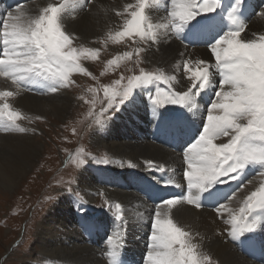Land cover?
Returning a JSON list of instances; mask_svg holds the SVG:
<instances>
[{
	"label": "snow or ice",
	"instance_id": "snow-or-ice-1",
	"mask_svg": "<svg viewBox=\"0 0 264 264\" xmlns=\"http://www.w3.org/2000/svg\"><path fill=\"white\" fill-rule=\"evenodd\" d=\"M30 3L31 0H21L0 13L3 44L0 77L10 80L12 86L11 90L0 91V129L4 132L28 131L17 123L26 117L11 109L8 98L21 92L43 95L70 89L75 83L71 79L74 73L97 79L82 65L81 60L97 59L100 50L77 43L79 37L69 32L64 22L66 14L75 17L77 11H89L93 0L49 3L34 14L26 7ZM159 6L160 0H136L123 10L116 11L121 22L118 30L114 34L110 32L106 40L126 42L131 50L108 60V68L115 69L121 62L127 61L136 65L149 63V57L141 54L158 51L161 44L172 39L191 44L184 33L193 22H196L193 26L197 28L194 37H207L206 49L210 55L209 60L197 59L194 66L191 59L186 60L184 70L190 81L187 90L170 89L163 94L156 91L154 96L149 95L154 127L162 119L166 109L164 105H177L187 113L201 115L198 107L204 103L205 111L198 136L182 152L187 195L161 199L156 204L146 246V264H218L202 252L193 233L179 225L171 212L182 203L197 209L206 204L214 206L220 216L227 212L223 222L228 228L224 234L237 245L251 243L258 231L264 232V34L249 35L247 23L238 18V11L245 7L244 0H230L226 15L232 27L219 38L215 37L212 28L206 27L197 18L207 17L218 9L224 10L223 0H164L165 14L162 22L157 23L151 13ZM259 7L258 14L264 17V5ZM175 79V76L166 77L161 70L150 71L143 67L139 68V74L121 75L113 85L102 86L103 101L106 103L99 112L95 108L96 96L101 88L90 87L88 92L92 99L88 102L91 109L87 115L91 123L88 127L95 125L98 132L103 131L140 91L157 82L170 84ZM212 89H215L213 98L203 101L202 94ZM77 155L80 157L77 161L79 165L88 162L83 150ZM91 160L96 164L111 163L107 158L97 159L94 156ZM143 163L148 171H165L155 161L146 160ZM120 166L124 167V163L121 162ZM138 166L132 161L127 162L129 168ZM172 183L171 180L163 182L164 186ZM233 183L235 188L226 193L224 186L230 188ZM246 188L248 192L238 210L222 202L223 199H234L236 193ZM98 194L104 195L102 192ZM75 204L78 210H82L79 197ZM104 206L113 207L107 199L101 205ZM114 207L116 219L122 220L121 204L116 203ZM261 243H264V237ZM108 244L111 245V250L107 252L109 264H122L117 259L116 239L110 238Z\"/></svg>",
	"mask_w": 264,
	"mask_h": 264
},
{
	"label": "bare ground",
	"instance_id": "bare-ground-1",
	"mask_svg": "<svg viewBox=\"0 0 264 264\" xmlns=\"http://www.w3.org/2000/svg\"><path fill=\"white\" fill-rule=\"evenodd\" d=\"M18 2L17 0H0V13ZM135 2L136 0H93L88 12L78 13L74 20L65 17V27L79 37L77 43L81 46L97 47V42L102 41L101 39H104L109 31L119 26L121 20L116 16V11L123 10L127 4ZM49 3L58 2L56 0H31L26 7L32 9L34 14ZM163 3L164 0H160V6L152 12H164L161 11ZM229 3L230 0H223L225 11ZM218 14H223V12L218 11ZM223 18L224 15L216 18L217 26L221 31L229 30L228 26H223ZM247 33L249 35L264 34V17L255 16ZM169 44V42L163 43L158 51L146 53L150 60L148 67H157L169 77L175 76L176 79L172 80L175 89L177 91L187 90L190 81L187 80L188 73L184 70L185 63L173 60L176 48ZM184 51L192 53L191 57L186 60L191 59L193 66L197 59L209 60L210 54L206 47L196 50L184 49ZM184 51L181 53L185 54ZM180 58L182 60L184 56ZM6 81L8 80L0 77V82ZM0 91L4 90L0 88ZM210 93L213 95L214 91L210 90ZM212 95H208L207 101L212 98ZM202 96L205 97V94ZM78 100L68 89L42 97L21 94L8 98L7 102L11 105V109L26 117L17 123L28 131L25 133L7 132L6 135H0V191H7L2 193V196L8 198L9 192L14 190L15 193L17 190L19 193L18 191L24 189V186L26 188L28 182H25L28 181L29 173L36 169L35 167L45 155L42 147L48 138V132H43L37 120H43L46 123L70 120L75 101ZM198 110L201 115L187 113L182 108L178 111L180 113L170 114V116L173 115L172 118H175L170 119L173 122L172 126H167L165 121V119L168 121L169 115L162 113L160 123L154 127L150 106H147L144 97L139 95L121 111L119 120L122 123L113 121L107 124L106 129L99 132L95 128L90 137L92 147L108 149L112 157V171H98L96 168L88 167L80 173L78 186L84 191L83 204H88L97 192L104 190L111 201L123 206L125 220H118L111 213H106L99 219L83 218L70 212L67 207L68 202L63 200L55 205L45 221L36 226L35 223L33 224L34 221H30L26 227L24 238L27 235L30 241H36L35 249L39 252H35L34 255L33 253L27 254L17 260L15 255L18 249L11 251V247H8L5 264L14 262V264H109L107 252L111 250V245L108 244L110 238L116 239L117 253L124 258L126 263L146 264V246L152 213L159 202L151 200L148 193L154 187H163V182L169 180L174 185L179 184L181 188L184 187L181 185V180L185 166L180 152H174L164 143H159L155 140V136L159 138L161 131L167 133L173 131L171 136L180 137L186 134L191 143L202 127V113L205 111V104L200 103ZM116 126L117 130H115ZM186 147L181 145V152ZM146 160L155 161L164 167L163 180L161 172L152 173L146 170L143 163ZM128 161L139 166L129 168L127 167ZM121 162L124 163V167L120 166ZM232 185L236 186L235 183ZM247 192L246 188L236 193L234 199H223L222 202L238 210ZM167 196L169 194H165L163 199ZM171 215L179 225L193 233L195 242L200 244L202 252L210 254L211 257L214 256L218 264H255L240 254L235 243H232L224 234L228 228L223 222L227 218V212L220 216L222 220H219L214 206L206 204L202 209L196 210L192 207L177 205L172 209ZM85 224H88V227H85ZM33 225L34 228H32ZM38 254L39 256L36 257Z\"/></svg>",
	"mask_w": 264,
	"mask_h": 264
},
{
	"label": "rangeland",
	"instance_id": "rangeland-1",
	"mask_svg": "<svg viewBox=\"0 0 264 264\" xmlns=\"http://www.w3.org/2000/svg\"><path fill=\"white\" fill-rule=\"evenodd\" d=\"M237 15L242 17L243 13H237ZM225 19H227V15L224 16L223 20ZM231 27L232 25L230 24V28ZM116 31L117 27L114 30L109 31L105 36L107 37L110 32L114 34ZM106 37L104 39L102 38V41L97 42V47H93V49L100 50L97 59L93 60L88 58L81 60L82 65L97 79L93 80L91 76H85L80 73H74L71 77L75 83L68 90L79 100L75 101V108L72 116L69 117L70 120H64L58 123H56V121L46 123L43 120H37L43 132H48V138H46L42 147V152L45 155L42 157V161H40V163L35 167L36 169H33V171L29 173L28 181L26 180L25 182H28L26 188L24 186V189L18 191L19 193H17V190L15 193L14 190L9 192L10 196L8 198L2 196V193L7 191H0V264L6 263V251H8V247H11V251L18 249L17 254L15 255V259L17 260L27 254L33 253L34 255L35 252H39L38 249H35V246L37 245L36 241H30L27 235L24 238L26 227H28L30 221H34L33 224L35 223V226L38 223L45 221L49 217L50 212L55 205L59 204V202L63 200L68 202L67 207L70 212L77 214L78 216L80 215V217L84 216L86 218L99 219L106 213H111L116 216L114 205L117 202L111 201L109 196H107L106 191L100 190L94 195V200L92 199L91 202L84 205V191L80 186H78L80 173L88 167L96 168L98 171H112V157L108 149L106 147H92V140L90 137H92L93 130L96 126L93 125L92 127H88L91 123V119L88 118L87 115L91 109V105L88 101L92 99L88 89L90 87L101 88V91L96 96L97 103L95 111L99 112L102 105L106 103V101H103L102 86L113 85L121 75L129 77L132 74H139V68L141 67L150 71H157L161 69L157 67H148V63L136 65L132 61L121 62L119 67H116L115 69L108 68V60L113 59L116 55L122 53L123 51L131 50V48L127 46L126 43H114L111 39L106 40ZM94 42L96 43V40H94ZM141 55L144 56L146 53ZM133 59L135 60V57ZM164 74L166 77L168 76L167 73L164 72ZM124 83H126V80ZM163 83L167 84L166 82ZM172 89L174 90L175 88L172 87ZM212 91H215V89H212ZM209 94L212 95L211 93ZM28 95L42 97L52 94H44L40 96L35 94ZM139 95L144 97L145 92L143 91ZM139 95H136L134 98ZM81 97L84 99H81ZM175 107L176 105H164V108L170 110H174ZM114 118H117V115H115ZM114 118L108 122V124H111L113 121H119V123H122L119 120L120 116H118L117 119ZM117 128L118 127L116 126L115 130H117ZM6 134L7 132L0 135ZM217 143H219V141H217ZM81 150H83V152L88 156V162L84 165H79L77 163L80 158L77 154ZM180 155L182 156V153H180ZM93 156L97 159L107 158L111 161V163L107 165L96 164L91 160V157ZM151 172L155 173L153 171ZM75 178L77 180L74 181ZM185 182L186 180L182 176L181 185L184 186ZM69 189H71V191H69ZM101 192L104 193L103 196L98 194ZM77 197L81 199L82 210H78L75 204ZM104 199H107L109 203L113 205L111 209L107 206L101 207L104 203ZM179 205H184V203ZM122 211L123 220H125L123 206ZM115 216L113 217L116 218ZM219 218V220H222L220 215ZM35 226L33 225L32 228ZM37 256H39V254L36 255V257ZM213 257L214 256H212V258ZM35 259L38 260V258ZM213 261L218 262L216 258H213Z\"/></svg>",
	"mask_w": 264,
	"mask_h": 264
}]
</instances>
